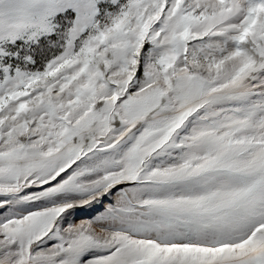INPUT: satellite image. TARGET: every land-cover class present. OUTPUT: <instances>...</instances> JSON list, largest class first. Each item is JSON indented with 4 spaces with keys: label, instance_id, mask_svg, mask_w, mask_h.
Returning <instances> with one entry per match:
<instances>
[{
    "label": "snow or ice",
    "instance_id": "1",
    "mask_svg": "<svg viewBox=\"0 0 264 264\" xmlns=\"http://www.w3.org/2000/svg\"><path fill=\"white\" fill-rule=\"evenodd\" d=\"M0 264H264V0H0Z\"/></svg>",
    "mask_w": 264,
    "mask_h": 264
},
{
    "label": "rangeland",
    "instance_id": "2",
    "mask_svg": "<svg viewBox=\"0 0 264 264\" xmlns=\"http://www.w3.org/2000/svg\"><path fill=\"white\" fill-rule=\"evenodd\" d=\"M80 215H84V213H81Z\"/></svg>",
    "mask_w": 264,
    "mask_h": 264
}]
</instances>
